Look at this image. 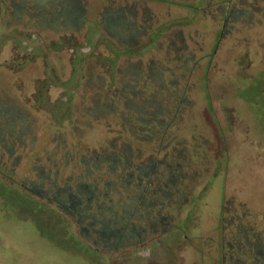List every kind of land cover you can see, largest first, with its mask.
Returning a JSON list of instances; mask_svg holds the SVG:
<instances>
[{
    "label": "rangeland",
    "instance_id": "rangeland-1",
    "mask_svg": "<svg viewBox=\"0 0 264 264\" xmlns=\"http://www.w3.org/2000/svg\"><path fill=\"white\" fill-rule=\"evenodd\" d=\"M4 2L1 264H203L221 230L226 252L246 243L237 230L264 236L262 217L230 220L232 206L220 205L227 186L224 197L237 189L264 213V60L245 70L240 60L230 68L218 57L213 69L176 59L167 31L205 35L206 49L213 36L202 20L187 25L188 0H147L146 22L126 0ZM118 7L124 17L106 27ZM103 161L110 171L90 168ZM68 194L81 199L77 209ZM97 212L142 231L105 250L79 232Z\"/></svg>",
    "mask_w": 264,
    "mask_h": 264
},
{
    "label": "flooded vegetation",
    "instance_id": "flooded-vegetation-1",
    "mask_svg": "<svg viewBox=\"0 0 264 264\" xmlns=\"http://www.w3.org/2000/svg\"><path fill=\"white\" fill-rule=\"evenodd\" d=\"M76 1L77 0H72V2L75 3ZM127 1L128 0H126L124 6L127 8L130 15L137 18V11L140 10L142 13L141 20L142 22H146L148 12L150 11L147 0H142L140 2L133 0V3L130 5L131 7H128ZM186 8L190 19L187 25L193 24L195 19L202 20V22H206L207 26L210 27L213 36L209 39V46L206 49L205 46L208 41H205V35L199 37L197 32L196 35L193 34L194 32H191L185 37L182 28L171 29L169 32L167 31L166 34L162 36L167 37L168 47L173 52V56L176 59L182 56L186 61H193L192 68L197 67L200 60H206L208 65L210 67L212 66L211 68L213 69L217 67L218 64L215 63L211 65L210 62L218 57L222 60H227L230 64V68H232L231 62L233 60H240V67L245 70H248L247 68L251 65V61L254 58L258 61L264 60V0H188ZM104 9L107 10V8ZM124 10V7H118L114 11H108V14L105 16L103 15V21L106 23V27L111 28L112 23L117 20L116 18L124 17L122 12ZM42 15L39 13L40 17H43ZM66 16H68L69 19L71 18L70 21L75 19V17L73 18L74 15L71 16L69 13H67ZM121 28L124 32L126 26ZM128 31L129 29L124 33L126 34ZM137 34V30H133L128 36V39L135 38ZM111 60L113 61V59ZM80 61H83L82 57ZM206 97L209 100L211 99L208 93H206ZM208 103L212 105L211 101H208ZM103 105V107L114 109L112 106L106 105L105 103H103ZM102 109L100 108L98 112L102 113ZM2 115L1 113L0 116ZM22 130L23 129H19L18 131L20 132ZM2 165L3 164H0V167H5ZM5 168H7V166ZM12 169L13 167L9 168L10 171H12ZM10 183L12 184V182ZM77 186L79 193L91 195L92 191L84 185L78 184ZM226 189L227 186H225L224 194L221 196L220 205L227 203L232 206V208H228L229 211L227 212L230 220H242L253 217L255 214L264 219V213L259 211L258 207L253 205L251 201L240 196L236 191L237 189L232 191L235 198L230 197L227 199L224 197L226 195ZM60 194L61 192L58 193V196H60ZM55 199L58 200L56 197ZM80 201L81 199L76 194L69 196V206L71 208H75V205ZM99 214L101 213L97 212L94 222L92 221L88 224L89 227L95 224L94 228L87 229L79 227V232L85 237H91L96 245L105 250L121 248V246L128 244L130 239H133L134 236H139L138 232L142 231L141 228L135 230V227L128 226L127 224H123L117 228L118 226L116 227L114 222L112 224L110 218H106L105 220L99 219ZM81 216L84 215L80 214L79 220L83 219ZM224 216L225 212L223 211L219 218L223 219ZM236 232L238 234L235 235V237H237L235 240L241 243L242 239L240 238L244 236L246 242L243 246L238 245V251H231L229 249V251L226 252L224 250L223 232L221 230V245L217 243L215 246L209 245L207 261L203 264H264V236L262 237L260 234L251 235L247 230L242 229ZM249 236L252 238L254 236L252 241L249 239L247 240ZM228 246L230 248L233 247L229 243ZM91 247L92 246H89L88 250L92 249ZM98 250L99 249L96 248L95 252ZM213 253H216V256H213ZM226 258H228V262H226ZM180 264L186 263L180 262Z\"/></svg>",
    "mask_w": 264,
    "mask_h": 264
},
{
    "label": "trees",
    "instance_id": "trees-1",
    "mask_svg": "<svg viewBox=\"0 0 264 264\" xmlns=\"http://www.w3.org/2000/svg\"><path fill=\"white\" fill-rule=\"evenodd\" d=\"M5 0H1V2H0V4H2L3 5V7L2 8H7L8 7V4L6 3V2H4ZM106 165H104V164ZM103 164V165H102ZM110 163H108V161H103V162H95V163H92L91 165H90V168L91 169H93V170H99V169H102L101 167H103L105 170H107V171H110L111 169H112V167H113V165H109ZM110 167H109V166ZM130 179H128V178H125L124 179V177L123 178H119V179H117V181H116V184H121L122 183V181H129Z\"/></svg>",
    "mask_w": 264,
    "mask_h": 264
}]
</instances>
